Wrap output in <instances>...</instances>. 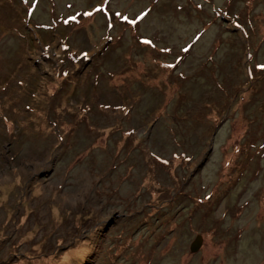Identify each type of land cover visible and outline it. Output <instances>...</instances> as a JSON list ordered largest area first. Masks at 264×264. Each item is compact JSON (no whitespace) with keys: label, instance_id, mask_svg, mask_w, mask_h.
Masks as SVG:
<instances>
[{"label":"rangeland","instance_id":"obj_1","mask_svg":"<svg viewBox=\"0 0 264 264\" xmlns=\"http://www.w3.org/2000/svg\"><path fill=\"white\" fill-rule=\"evenodd\" d=\"M0 52V264H264V0H0Z\"/></svg>","mask_w":264,"mask_h":264},{"label":"water","instance_id":"obj_2","mask_svg":"<svg viewBox=\"0 0 264 264\" xmlns=\"http://www.w3.org/2000/svg\"><path fill=\"white\" fill-rule=\"evenodd\" d=\"M211 150V145L209 147V149L207 150V153H209ZM206 158H204L203 162L205 161ZM202 243V236L200 234H197L193 239L192 241L190 242L189 246H188V249L190 252H197L198 249L200 248V245Z\"/></svg>","mask_w":264,"mask_h":264},{"label":"trees","instance_id":"obj_3","mask_svg":"<svg viewBox=\"0 0 264 264\" xmlns=\"http://www.w3.org/2000/svg\"><path fill=\"white\" fill-rule=\"evenodd\" d=\"M22 37H24V36H22ZM24 43H25V41H24ZM23 45H24V44H23ZM2 46H3V45H2ZM3 48H4V47H3ZM4 49H5V48H4ZM9 49H10V50H9ZM9 49H8V50L11 52V51H12V47L9 48ZM9 51H8L7 53H8V55H10V57H12V55L9 53ZM0 54H1V52H0ZM118 85L121 86L122 83H119ZM154 111H155V110H154ZM154 111H153V112H154ZM189 111H190V110H189ZM186 115H187V121H188V120H189V112H187ZM198 115H202V116H203L202 112H197V111H196V118H197ZM196 118H195L194 121H192V123H194V122L196 121ZM82 256H83V255H82ZM82 256H81V257H82Z\"/></svg>","mask_w":264,"mask_h":264},{"label":"snow or ice","instance_id":"obj_4","mask_svg":"<svg viewBox=\"0 0 264 264\" xmlns=\"http://www.w3.org/2000/svg\"><path fill=\"white\" fill-rule=\"evenodd\" d=\"M140 15H143V13H141ZM137 19H139V17H137ZM258 67L264 68V65H258Z\"/></svg>","mask_w":264,"mask_h":264}]
</instances>
